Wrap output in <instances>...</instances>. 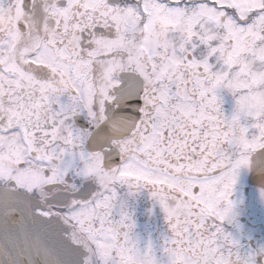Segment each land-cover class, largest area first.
Here are the masks:
<instances>
[{"label":"snow or ice","instance_id":"obj_1","mask_svg":"<svg viewBox=\"0 0 264 264\" xmlns=\"http://www.w3.org/2000/svg\"><path fill=\"white\" fill-rule=\"evenodd\" d=\"M0 264H264V0H0Z\"/></svg>","mask_w":264,"mask_h":264}]
</instances>
